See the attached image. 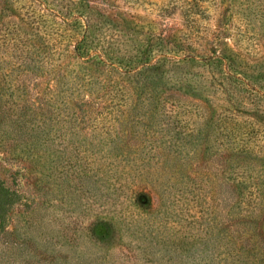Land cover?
<instances>
[{
    "label": "rangeland",
    "instance_id": "1",
    "mask_svg": "<svg viewBox=\"0 0 264 264\" xmlns=\"http://www.w3.org/2000/svg\"><path fill=\"white\" fill-rule=\"evenodd\" d=\"M98 1L110 5L108 14L130 11L160 31L182 34L199 20L205 36L222 21L232 47L248 33L264 45V0ZM206 93L207 102L173 98L178 107L160 118L176 115L197 128L209 117L200 137L167 131L147 107L124 114L118 137L93 134L100 123L88 121L72 142L90 149L82 179L75 158L66 180L59 170L46 175L0 161V178L19 197L0 219V264H264V100L257 111L245 109L257 112V124L225 146V138H210L211 117L223 108ZM189 100L200 102L184 108Z\"/></svg>",
    "mask_w": 264,
    "mask_h": 264
},
{
    "label": "trees",
    "instance_id": "2",
    "mask_svg": "<svg viewBox=\"0 0 264 264\" xmlns=\"http://www.w3.org/2000/svg\"><path fill=\"white\" fill-rule=\"evenodd\" d=\"M104 4L0 0V161L46 175L59 170V178L69 179L73 172L67 164L74 158L80 164L90 151L73 138L87 129L84 124L95 118L100 125L91 129L93 134L118 137L124 114L138 106L154 109L167 131L200 137V125L209 117L202 115L197 128L176 115L160 118L167 106L178 107L173 98L207 102L206 92H213L212 105L217 101L223 108L211 117L214 143L222 137L230 146L233 136L257 124V112L247 111H257V100H264V60H251L264 55L257 33L232 47L222 21L214 30L205 28V36L199 20L182 34L160 31L152 21L140 24L130 11L108 14L110 5ZM189 101L184 108L200 102ZM146 115H138L139 122ZM247 118L252 119L246 125ZM85 168L80 164L74 174L82 179ZM16 199L0 178L1 221Z\"/></svg>",
    "mask_w": 264,
    "mask_h": 264
}]
</instances>
